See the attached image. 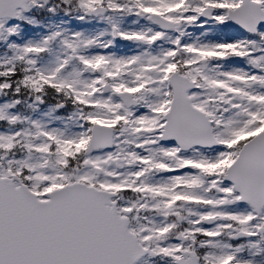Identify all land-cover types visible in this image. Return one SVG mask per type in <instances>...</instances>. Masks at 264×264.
<instances>
[{
  "label": "snow or ice",
  "instance_id": "1",
  "mask_svg": "<svg viewBox=\"0 0 264 264\" xmlns=\"http://www.w3.org/2000/svg\"><path fill=\"white\" fill-rule=\"evenodd\" d=\"M0 264H264V0H0Z\"/></svg>",
  "mask_w": 264,
  "mask_h": 264
}]
</instances>
